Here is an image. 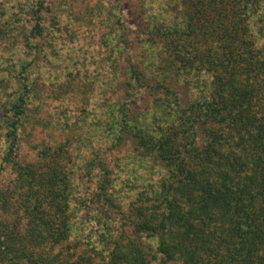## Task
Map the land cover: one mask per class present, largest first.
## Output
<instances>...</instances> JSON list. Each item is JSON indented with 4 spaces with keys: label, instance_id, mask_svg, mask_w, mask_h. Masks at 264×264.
I'll list each match as a JSON object with an SVG mask.
<instances>
[{
    "label": "trees",
    "instance_id": "1",
    "mask_svg": "<svg viewBox=\"0 0 264 264\" xmlns=\"http://www.w3.org/2000/svg\"><path fill=\"white\" fill-rule=\"evenodd\" d=\"M159 8L143 40L153 58L139 68L125 45L122 77L128 95L135 85L150 91L149 123L158 129L135 118L136 97L108 111L116 136L132 130L139 155L155 154L166 170L129 201L96 155L102 174L76 214L66 148L22 161L18 131L31 87L10 92L0 76L12 111L0 114L4 162L13 171L0 182V264H264V0H160ZM39 18L28 32L0 26L2 38L15 30L28 45L42 35ZM121 26L105 35L109 44Z\"/></svg>",
    "mask_w": 264,
    "mask_h": 264
},
{
    "label": "rangeland",
    "instance_id": "2",
    "mask_svg": "<svg viewBox=\"0 0 264 264\" xmlns=\"http://www.w3.org/2000/svg\"><path fill=\"white\" fill-rule=\"evenodd\" d=\"M159 3L160 0H0V26L24 27L28 32L39 15L43 28L42 35L31 38L28 45L23 34L15 30L5 40L0 31V76L12 81L10 92L23 93L21 84L31 87L18 131L20 157L24 163L37 164L43 161L40 150L65 147L71 158L65 162L71 170L70 199L78 207L79 216L85 210L80 203L87 202L96 186L103 161L113 169L112 178L125 187L126 201L150 183L159 182L166 173L155 154L139 155L141 148L136 146L132 130L121 132L120 138L116 136L115 118L108 113L110 106L121 99L136 97L131 104L135 118L146 116L142 127L158 129L149 123L154 108L150 91L135 85L132 89L136 94L128 95L130 89L124 87L122 77L129 66L125 45L131 61L139 68L152 57L153 46L143 40L152 15L160 12ZM118 17L120 24L116 23ZM121 24L124 34L109 44L105 35L118 33ZM108 58L114 61L112 66ZM26 62L27 69L20 76V66ZM6 102L7 97L0 91V114L11 116ZM5 131L0 121V182L7 184L13 171L4 162L8 147ZM96 155L103 161L93 160ZM86 232L81 230L82 234Z\"/></svg>",
    "mask_w": 264,
    "mask_h": 264
}]
</instances>
